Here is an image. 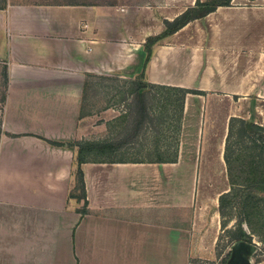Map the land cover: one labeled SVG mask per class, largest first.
I'll list each match as a JSON object with an SVG mask.
<instances>
[{"label":"crops","instance_id":"1","mask_svg":"<svg viewBox=\"0 0 264 264\" xmlns=\"http://www.w3.org/2000/svg\"><path fill=\"white\" fill-rule=\"evenodd\" d=\"M196 1L0 0V264L191 263L230 119L264 127V0H230L152 48L148 83L202 92L183 99L174 162H83L79 197L76 150L46 140L87 139L90 78L133 80L146 39Z\"/></svg>","mask_w":264,"mask_h":264},{"label":"rangeland","instance_id":"2","mask_svg":"<svg viewBox=\"0 0 264 264\" xmlns=\"http://www.w3.org/2000/svg\"><path fill=\"white\" fill-rule=\"evenodd\" d=\"M31 2L49 3H103L116 2L117 0H20ZM120 1V0H119ZM124 1V0H121ZM130 0H126L129 2ZM220 1L222 0H215ZM129 81V82H128ZM121 76L100 75L93 76L89 80L83 112L90 116L91 134L87 139H79L86 148L88 143L107 142L114 145L122 144L115 152L99 154L85 153V157L91 161H148L173 158L177 141V117L179 115L178 94H173L167 99L164 90L151 89L146 93L150 111L149 121L142 130H134L133 123L123 117L130 109V105L136 98L130 82ZM6 90V77L3 68H0V118L4 105ZM153 96V98H152ZM161 120H160V117ZM164 120V121H162ZM252 121V120H247ZM133 138H131V136ZM179 137V136H178ZM219 137V135H218ZM219 138L216 140L215 149ZM117 143V144H116ZM235 149L231 158L232 170L227 179L221 174V167L214 162L209 167V175L205 177L199 189V202L203 210L204 230L198 238L197 254L191 259L190 264H223L228 256L233 241L230 231L236 227L237 221L243 217L240 203L248 200L251 203L248 211L250 226L243 227L251 236L257 251L253 255L255 263L264 258V174L263 166L257 170L246 164L241 166L239 144H232ZM217 149L213 151L214 156ZM239 156V158H238ZM77 160V152H76ZM75 177L78 181V175ZM230 191L229 204L224 218L219 214V195ZM76 193L82 196V189L77 182ZM222 221L224 225H222Z\"/></svg>","mask_w":264,"mask_h":264},{"label":"trees","instance_id":"3","mask_svg":"<svg viewBox=\"0 0 264 264\" xmlns=\"http://www.w3.org/2000/svg\"><path fill=\"white\" fill-rule=\"evenodd\" d=\"M230 0H208L204 2L196 1L193 7L188 8L183 14L178 16L172 22L166 21V30L158 36L148 37L144 43V59L140 67V72L135 76L133 81L130 83L133 87V91L136 94V98L133 103L130 105V109L123 116L128 119L129 124L133 123L134 130H142L149 121H152L150 118V111L148 109V101L145 100L146 93L151 89L164 90L166 92L165 96L167 99H170L173 94H178L179 100V115L177 117V141L176 147L173 153V158L170 160L158 159V160H148L147 162H174L177 156V146H178V136H179V125L181 120V112L183 107V99L187 93L192 94H201L202 92L191 89H183L177 87L161 86L150 84L145 79V68L151 58L152 48L157 45L161 40L166 37H169L173 32L182 28L189 21L201 18L213 11L219 5H229ZM78 4V3H72ZM153 98V96H152ZM160 117V116H159ZM161 120V117H160ZM164 121V120H162ZM134 135L131 136L133 138ZM53 146L58 147H70L76 150L77 152V169L76 174L79 176V184L82 185V172L79 168V165L88 160L85 157V153L92 154L93 152L104 154L106 152H115L120 149L122 144H111L107 142H96L88 143L87 147L84 148L81 143L78 142H56L46 140ZM238 142L239 144V154L241 159V166L245 167L246 164H249L251 167H254L255 170L259 166H263L262 173L264 174V127L254 123L253 121H247L240 118H231L229 121L228 133L225 139L224 147V161L226 164L227 172L230 177V172L232 170L231 158L234 154L235 149H233L232 144ZM239 158V156H238ZM107 162H144V161H107ZM230 191L222 193L219 198V214L223 219L227 213V210L230 208L229 204ZM251 203L248 200L240 203L241 212L244 213L243 217L237 221L236 227L233 231H230V238L233 241H246L251 243V236L243 227L244 224L250 226L251 220L248 219V211H250ZM222 225L224 222L222 221Z\"/></svg>","mask_w":264,"mask_h":264},{"label":"water","instance_id":"4","mask_svg":"<svg viewBox=\"0 0 264 264\" xmlns=\"http://www.w3.org/2000/svg\"><path fill=\"white\" fill-rule=\"evenodd\" d=\"M257 247L254 242L235 241L229 251V256L223 264H251Z\"/></svg>","mask_w":264,"mask_h":264}]
</instances>
